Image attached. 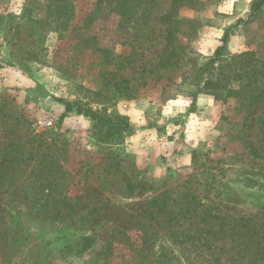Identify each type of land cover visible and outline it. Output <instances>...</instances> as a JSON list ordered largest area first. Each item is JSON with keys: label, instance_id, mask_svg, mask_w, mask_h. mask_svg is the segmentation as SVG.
Segmentation results:
<instances>
[{"label": "rangeland", "instance_id": "374dc122", "mask_svg": "<svg viewBox=\"0 0 264 264\" xmlns=\"http://www.w3.org/2000/svg\"><path fill=\"white\" fill-rule=\"evenodd\" d=\"M259 1L0 0V264H264Z\"/></svg>", "mask_w": 264, "mask_h": 264}, {"label": "trees", "instance_id": "16d2710c", "mask_svg": "<svg viewBox=\"0 0 264 264\" xmlns=\"http://www.w3.org/2000/svg\"><path fill=\"white\" fill-rule=\"evenodd\" d=\"M262 1H264V0H260L259 2H253L252 3V8L253 9H257L258 8V6H259V4L262 2ZM227 37H228V33H227V31H226V33L224 34V36H223V38H222V44L220 45V46H218L217 48H216V51H215V54H214V57H211V58H209L208 59V61H206L201 67H200V72L201 73H203V72H208V70H210L211 68H212V66H213V63L215 62V60L217 59V57H218V55H219V53H220V50L223 48V46L225 45V42H226V40H227ZM126 81H123V83H125ZM217 82V81H216ZM214 81H212V80H210V79H205L204 81H203V85L202 86H200V87H197V89H195V91H194V93H195V95L199 92V91H201V90H203V89H208V88H213V86H214ZM218 84V85H217ZM216 84V86H219V83H217ZM66 110H69V105L68 106H66ZM90 116L97 122V123H101L102 125L104 124H107V123H109V118L108 119H100L99 118V116L97 115V114H95L94 112H91L90 113ZM122 116H120V115H117L116 116V121L114 122L113 121V126L114 127H116V128H118L119 130L120 129H123L125 126H127L126 124H122ZM251 216H247L246 217V219L245 220H247V221H250V222H252V219L250 218ZM255 221V220H254ZM253 221V222H254ZM252 222V223H253ZM262 238H263V241L261 242V245H262V251H261V254L262 255H264V233H263V235H262Z\"/></svg>", "mask_w": 264, "mask_h": 264}]
</instances>
